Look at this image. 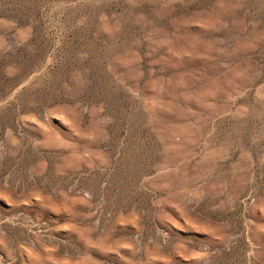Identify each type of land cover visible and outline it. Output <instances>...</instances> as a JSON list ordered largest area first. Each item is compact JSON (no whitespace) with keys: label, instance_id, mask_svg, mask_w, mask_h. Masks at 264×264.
<instances>
[{"label":"rangeland","instance_id":"374dc122","mask_svg":"<svg viewBox=\"0 0 264 264\" xmlns=\"http://www.w3.org/2000/svg\"><path fill=\"white\" fill-rule=\"evenodd\" d=\"M0 264H264V0H0Z\"/></svg>","mask_w":264,"mask_h":264}]
</instances>
